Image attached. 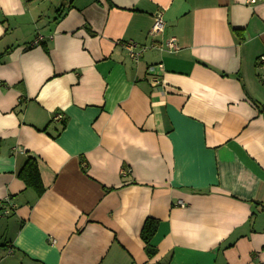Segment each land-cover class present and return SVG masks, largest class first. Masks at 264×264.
I'll return each mask as SVG.
<instances>
[{"label":"crops","instance_id":"0c3cea01","mask_svg":"<svg viewBox=\"0 0 264 264\" xmlns=\"http://www.w3.org/2000/svg\"><path fill=\"white\" fill-rule=\"evenodd\" d=\"M262 55L264 0H0V264H264Z\"/></svg>","mask_w":264,"mask_h":264},{"label":"built area","instance_id":"2783aa9c","mask_svg":"<svg viewBox=\"0 0 264 264\" xmlns=\"http://www.w3.org/2000/svg\"><path fill=\"white\" fill-rule=\"evenodd\" d=\"M249 3H254L255 0H248ZM163 19L161 15H156L153 18V24L152 27L149 31L148 35H156L157 33L161 32L163 29ZM42 36L38 33L36 37L34 38V41L32 42L31 46L38 45L42 41ZM123 45V48L127 51L128 57L132 60L137 62L140 59V56L147 51L148 49H155L157 51L161 52H168V53H174L177 51V45H176V39L175 38H170L165 42L164 45H159V44H150V45H143L140 46L134 42H126ZM257 63L260 66L264 67V55L260 56L257 60ZM162 70V65L157 64L150 66L147 69V73L149 77H151V81L153 84H158L160 80V71ZM63 119V116L60 114L55 115L54 120L56 122H59ZM9 207H13L10 205ZM10 213V210L8 208H5L2 212V216H7Z\"/></svg>","mask_w":264,"mask_h":264},{"label":"trees","instance_id":"16d2710c","mask_svg":"<svg viewBox=\"0 0 264 264\" xmlns=\"http://www.w3.org/2000/svg\"><path fill=\"white\" fill-rule=\"evenodd\" d=\"M17 176L21 181H23L25 187L33 190L37 196H41L43 194L44 189L40 180L35 159L27 157ZM10 200L11 199L9 197L5 201L0 202V218H8L11 216V214L2 216V212L5 208H8L9 210L12 209L9 207ZM157 226L158 221L148 218L144 221L140 230V239L143 243V249L149 259L156 254V250L151 246V240L156 233Z\"/></svg>","mask_w":264,"mask_h":264},{"label":"rangeland","instance_id":"374dc122","mask_svg":"<svg viewBox=\"0 0 264 264\" xmlns=\"http://www.w3.org/2000/svg\"><path fill=\"white\" fill-rule=\"evenodd\" d=\"M5 237H6V235L3 236L2 230L0 229V244L4 243V240L6 239ZM0 249H2V248L0 247ZM6 254H7V250H4L3 254H2L4 258H7L8 255H6Z\"/></svg>","mask_w":264,"mask_h":264}]
</instances>
